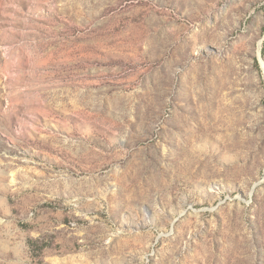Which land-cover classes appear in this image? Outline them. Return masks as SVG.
Wrapping results in <instances>:
<instances>
[{"label":"rangeland","instance_id":"obj_1","mask_svg":"<svg viewBox=\"0 0 264 264\" xmlns=\"http://www.w3.org/2000/svg\"><path fill=\"white\" fill-rule=\"evenodd\" d=\"M0 264H264V0H0Z\"/></svg>","mask_w":264,"mask_h":264}]
</instances>
